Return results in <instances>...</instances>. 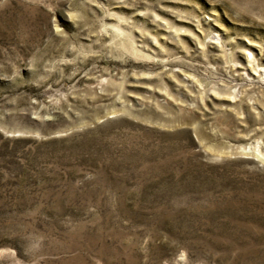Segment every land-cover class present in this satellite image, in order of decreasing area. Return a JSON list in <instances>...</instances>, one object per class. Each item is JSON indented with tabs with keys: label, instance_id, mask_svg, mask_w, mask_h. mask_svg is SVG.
<instances>
[{
	"label": "rangeland",
	"instance_id": "1",
	"mask_svg": "<svg viewBox=\"0 0 264 264\" xmlns=\"http://www.w3.org/2000/svg\"><path fill=\"white\" fill-rule=\"evenodd\" d=\"M0 264H264V0H0Z\"/></svg>",
	"mask_w": 264,
	"mask_h": 264
}]
</instances>
